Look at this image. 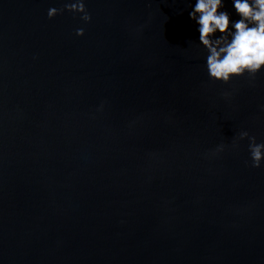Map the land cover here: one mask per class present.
I'll use <instances>...</instances> for the list:
<instances>
[{
	"label": "water",
	"instance_id": "water-1",
	"mask_svg": "<svg viewBox=\"0 0 264 264\" xmlns=\"http://www.w3.org/2000/svg\"><path fill=\"white\" fill-rule=\"evenodd\" d=\"M70 2L0 0V264H264V69L210 79L196 0Z\"/></svg>",
	"mask_w": 264,
	"mask_h": 264
},
{
	"label": "clouds",
	"instance_id": "clouds-1",
	"mask_svg": "<svg viewBox=\"0 0 264 264\" xmlns=\"http://www.w3.org/2000/svg\"><path fill=\"white\" fill-rule=\"evenodd\" d=\"M234 8L241 17L232 23L230 30L229 14L218 9L223 7L222 0H196L195 6L189 13L190 18L199 25L200 44L207 50V70L212 81L227 84L232 78L248 75L255 78L264 69V0H233ZM67 10L81 14L85 23L90 22L84 0H71L64 8H51L48 18L53 19ZM221 34L213 38L214 34ZM77 36H83L84 30L77 29ZM227 95V94H225ZM249 141V153L253 168H260L264 160V143H257L254 136L247 131H241L233 142ZM225 145H219L212 155L223 152Z\"/></svg>",
	"mask_w": 264,
	"mask_h": 264
}]
</instances>
